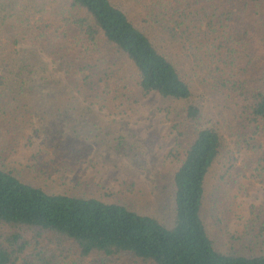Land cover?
Wrapping results in <instances>:
<instances>
[{"label": "trees", "instance_id": "trees-1", "mask_svg": "<svg viewBox=\"0 0 264 264\" xmlns=\"http://www.w3.org/2000/svg\"><path fill=\"white\" fill-rule=\"evenodd\" d=\"M179 1L180 7L148 3L157 26L175 23L188 31L193 19L195 36L210 15L215 25L218 0ZM239 1L255 11L264 4ZM129 12L118 0H0V123L24 134L36 125L34 116L45 119L43 129L73 121L77 139L88 126L97 140L98 119L111 123L99 117L97 103L121 115L153 91L183 101L186 117L197 124L176 155L172 223L121 202L29 182L0 166V264H114L122 255L143 264H264V210L252 212L246 239L229 246L223 243L227 233L208 225L210 177L228 144L219 125L200 122L214 98H228L254 151L229 185L241 187V168L259 170L264 182V31L258 36L228 17L227 31L202 40L204 47L186 60L179 44H195L194 38L172 27L170 50L164 37ZM114 132L121 148L125 136L120 127Z\"/></svg>", "mask_w": 264, "mask_h": 264}, {"label": "rangeland", "instance_id": "rangeland-1", "mask_svg": "<svg viewBox=\"0 0 264 264\" xmlns=\"http://www.w3.org/2000/svg\"><path fill=\"white\" fill-rule=\"evenodd\" d=\"M118 1L133 16L137 15L145 20L153 28V32L164 37L163 41L170 50H174L168 40L171 37L170 29L174 27L179 35L188 37L196 24V20L188 21L191 25L188 31L177 27L175 23L157 26L148 3L157 1L162 6L176 4L180 7L179 0ZM217 7L219 9L213 18L216 20L215 25H209L212 18L210 15L205 21L198 23V35L191 36L195 39V44L185 41L190 52L183 43L179 44V52L175 50L179 55L184 51L186 60L193 57V54L190 55L192 52L197 53V49L202 48V40H213L216 34L226 30L224 25L229 22L228 17L243 23L245 29L251 31L253 28L258 36L264 31V4L256 7L255 11V8L247 9L239 0H218ZM246 9L249 14L245 12ZM189 16L194 17L195 14ZM166 28L169 30L168 36ZM258 44L262 53L264 48L260 40ZM206 45L209 43H205ZM49 61L52 68H59L58 62L53 63L50 58ZM58 73L64 77V71L59 70ZM183 105V101L164 98L156 91L144 97L136 110H129L121 115H117L108 106L97 103L95 108L99 110V117L111 120V123H103L98 119L97 140L90 138L88 126H82L83 135L77 139L74 127L78 125L73 121L43 129L45 119L34 116L36 125L28 127L24 134L19 131L13 133V127L0 123V166L15 170L29 182L48 185L54 190H68L121 202L171 224L176 212L174 174L179 162L176 155L191 140L197 124L186 117ZM71 111L73 110L70 108V116L75 120ZM203 112L200 122L219 125L228 144L211 173L210 198L205 217L211 230H216L221 235L224 231L227 233L228 238L223 243L229 246L231 241L235 242L239 237L246 239V233L251 231L248 226L255 222L251 218L253 211L263 213L264 182L262 176H257L259 170L241 168L239 175L243 183L241 187L232 190L229 185L231 174L238 172L239 168L236 167L243 165L244 157L251 155L250 151L253 150L247 148L243 126L228 98L222 95L214 98ZM101 124L111 132L110 135H105ZM119 127L125 136L121 148H117L119 133L114 132ZM53 137L55 139L52 141ZM65 146L68 148L63 153ZM28 234L34 238L32 233ZM217 242L221 246V241ZM114 264H143V260L122 255Z\"/></svg>", "mask_w": 264, "mask_h": 264}]
</instances>
